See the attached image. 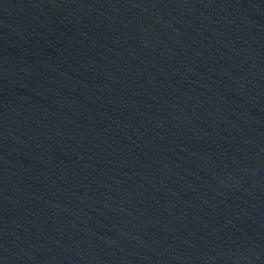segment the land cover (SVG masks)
Listing matches in <instances>:
<instances>
[{
	"label": "water",
	"instance_id": "1",
	"mask_svg": "<svg viewBox=\"0 0 264 264\" xmlns=\"http://www.w3.org/2000/svg\"><path fill=\"white\" fill-rule=\"evenodd\" d=\"M0 264H264V0H0Z\"/></svg>",
	"mask_w": 264,
	"mask_h": 264
}]
</instances>
